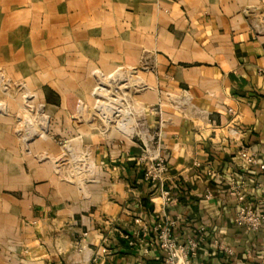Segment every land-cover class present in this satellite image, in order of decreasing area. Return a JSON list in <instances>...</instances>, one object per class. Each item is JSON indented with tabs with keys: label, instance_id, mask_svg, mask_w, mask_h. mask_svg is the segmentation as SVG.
Masks as SVG:
<instances>
[{
	"label": "crops",
	"instance_id": "obj_1",
	"mask_svg": "<svg viewBox=\"0 0 264 264\" xmlns=\"http://www.w3.org/2000/svg\"><path fill=\"white\" fill-rule=\"evenodd\" d=\"M0 70L26 87L0 92V264H164L163 211L179 240L205 226L206 264L264 258L229 193L264 211V170L239 155L264 161V0H0ZM159 126L165 207L138 162Z\"/></svg>",
	"mask_w": 264,
	"mask_h": 264
},
{
	"label": "built area",
	"instance_id": "obj_2",
	"mask_svg": "<svg viewBox=\"0 0 264 264\" xmlns=\"http://www.w3.org/2000/svg\"><path fill=\"white\" fill-rule=\"evenodd\" d=\"M235 132V128H230L231 134ZM161 134V127L159 126L158 130L150 136V142L144 143L143 149L138 156V162L143 168L144 179L158 190L161 204L165 207L176 203L177 197L172 194L170 187L165 186V181L168 178V166L165 157L160 153L162 146ZM239 155L247 164H257L261 170H264V161H259L246 147L239 151ZM239 187L235 181L232 180L230 182L229 193L238 198L234 222L248 231H257L264 228V211L245 205L239 195ZM210 196V191H207L206 197L209 198ZM178 218L171 219L163 211L162 217L153 223L152 228L155 232L156 244L164 252V264H206L205 261L197 257L199 245L205 239V226H200L194 236H187L179 240L174 235V227ZM134 220L140 225L141 236L145 237L148 231L147 224L141 217H135ZM122 237L126 238L129 244L132 245L134 243L127 233L122 234ZM213 244L229 256L234 254L232 247L218 239H214ZM258 264H264V258Z\"/></svg>",
	"mask_w": 264,
	"mask_h": 264
},
{
	"label": "rangeland",
	"instance_id": "obj_3",
	"mask_svg": "<svg viewBox=\"0 0 264 264\" xmlns=\"http://www.w3.org/2000/svg\"><path fill=\"white\" fill-rule=\"evenodd\" d=\"M3 74L5 75V73H3V71L0 70V92L4 93V92H8V91H11V92L14 91V92L18 93V92H24L26 90L25 89L26 87L23 84H13V83L1 82V77L4 76ZM105 83H107V85L104 86L106 88L102 87L101 90L98 87V86H101V84H98V83L95 84V91L96 92H109L108 89H112V88H113L112 91H114V92H120L121 90H124V85H122V84L116 83V84L112 85L109 82H105ZM128 85H131V84L128 83ZM128 85H126V87ZM101 102H105V101H98V103H101ZM122 102H123L122 104L124 106L130 107V104H131L130 101H128V100L123 101L122 100ZM16 119H17V121L19 120L18 117H16ZM17 121H16V123H17ZM20 121H21V119H20ZM137 123H138V127L136 128L135 131H133V135H136L137 137H138V135H140L143 138L147 135V133L145 132L146 130L144 128L145 126H142V124H140V123H142L141 119H138ZM72 166H74V165L68 164V163L63 164L64 169L68 170V172H70Z\"/></svg>",
	"mask_w": 264,
	"mask_h": 264
},
{
	"label": "bare ground",
	"instance_id": "obj_4",
	"mask_svg": "<svg viewBox=\"0 0 264 264\" xmlns=\"http://www.w3.org/2000/svg\"><path fill=\"white\" fill-rule=\"evenodd\" d=\"M128 81H129V80H128ZM108 93L111 94V93H112V90L109 89V92H108ZM122 98H123V97H122ZM118 99H119V98H116V99H114V100H117V101H118ZM111 101H113V100H111ZM113 102H115V103H120V104H121V101H119V102L113 101ZM180 102H181V101H180ZM120 104H119V105H120ZM138 111H139V110H138Z\"/></svg>",
	"mask_w": 264,
	"mask_h": 264
}]
</instances>
